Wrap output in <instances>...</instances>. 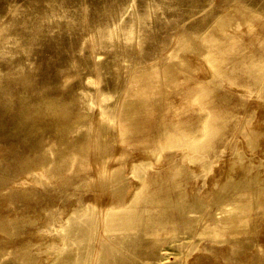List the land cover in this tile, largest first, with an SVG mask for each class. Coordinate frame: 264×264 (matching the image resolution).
Wrapping results in <instances>:
<instances>
[{
	"label": "rangeland",
	"instance_id": "rangeland-1",
	"mask_svg": "<svg viewBox=\"0 0 264 264\" xmlns=\"http://www.w3.org/2000/svg\"><path fill=\"white\" fill-rule=\"evenodd\" d=\"M1 22L0 264H264V0H0ZM167 63L178 84L143 88Z\"/></svg>",
	"mask_w": 264,
	"mask_h": 264
},
{
	"label": "bare ground",
	"instance_id": "bare-ground-1",
	"mask_svg": "<svg viewBox=\"0 0 264 264\" xmlns=\"http://www.w3.org/2000/svg\"><path fill=\"white\" fill-rule=\"evenodd\" d=\"M34 2L36 3V1H34ZM252 11L253 10H247L244 6L240 7V12H241V14L245 15V17H244L245 19H248V17L253 15ZM220 13H221V16L219 17L220 20H228L225 17L224 12H220ZM14 21L15 20H13V18L11 16V18L9 20H6L4 23H6V25H7L8 22L11 23ZM4 23L1 22L0 26L2 27ZM218 27H219V25H218ZM260 32H261V35H264V29L263 28H261ZM115 33H116V28H115L114 23H109L105 26V30L100 31L99 36H97L96 41H102V40L106 39L107 37H112L115 35ZM136 34H137V32H136V29L134 26H130L127 28V35L126 36L128 38H135ZM173 59H175V61L178 63H182V64L185 63V60L183 58L177 56V55H175ZM176 70L177 69L174 67V65L172 63H167L162 68L153 67V66L149 67L146 70H143L140 72V76L143 77V80L141 78L142 87L146 89V88H148V84H150V85H153V84L165 85V84L173 83V84L177 85L179 80L177 79L178 76H177ZM196 84H198V83L192 82L189 85H183L181 87H178V89L176 88V90L177 91L179 90V92L183 91V93L191 92L193 95H195L197 93V91H199L198 88L196 87ZM180 89H182V91ZM66 103L69 104L68 102H66ZM201 106L207 108L206 111H208V110L211 111V106L207 102H205L204 104L202 103ZM66 109H67V111L69 110V108H66ZM54 145L55 144L53 142L52 144L45 145L43 147L46 150L52 151V149H54V147H55ZM40 148H41V144L39 143L33 147V151L36 153L40 152ZM2 249H4V246L0 245V250H2ZM261 260H259V261L256 260L254 262V264H262ZM237 262H239V261H237Z\"/></svg>",
	"mask_w": 264,
	"mask_h": 264
}]
</instances>
